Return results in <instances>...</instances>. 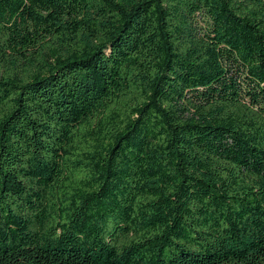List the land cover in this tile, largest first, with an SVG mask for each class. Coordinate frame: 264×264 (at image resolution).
Returning a JSON list of instances; mask_svg holds the SVG:
<instances>
[{
  "label": "trees",
  "instance_id": "trees-1",
  "mask_svg": "<svg viewBox=\"0 0 264 264\" xmlns=\"http://www.w3.org/2000/svg\"><path fill=\"white\" fill-rule=\"evenodd\" d=\"M0 264H264V0H0Z\"/></svg>",
  "mask_w": 264,
  "mask_h": 264
}]
</instances>
